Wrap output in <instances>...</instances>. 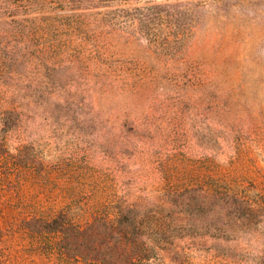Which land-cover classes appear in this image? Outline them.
Masks as SVG:
<instances>
[{"label":"rangeland","instance_id":"374dc122","mask_svg":"<svg viewBox=\"0 0 264 264\" xmlns=\"http://www.w3.org/2000/svg\"><path fill=\"white\" fill-rule=\"evenodd\" d=\"M124 243L264 264V0H0V264Z\"/></svg>","mask_w":264,"mask_h":264},{"label":"trees","instance_id":"16d2710c","mask_svg":"<svg viewBox=\"0 0 264 264\" xmlns=\"http://www.w3.org/2000/svg\"><path fill=\"white\" fill-rule=\"evenodd\" d=\"M156 6L161 8L162 6H164V4H157ZM182 43H183L182 40H177L176 46L178 44H182ZM44 223H45V225H48V226L53 225L52 228L57 229L58 231H60L63 234V239L66 240V241H64V244L62 246V250L64 251L63 252L64 255L73 256V255H80V253H82V250H72V252H71L70 249H72V248H70L68 240H70L69 237H75L77 235H79V236L84 235L86 233L85 229L81 230V229L77 228L76 226L72 225L71 223L67 222L66 217L64 215H60V217L58 216V217L54 218L53 220H51L50 222H44ZM105 225H108L109 228L110 227L113 228V226L109 225L106 222H105ZM113 229L119 234L120 239H121V237L126 239L125 235L122 234L123 229L121 230V227L118 230L115 228H113ZM126 246H127V244L124 243L123 247H120V248L115 246L112 249L105 248V250H100V249L94 250V252H93L94 254H92V255L96 256V257L93 259L94 260H102V261H104V264H131V261L136 257L135 255H137L135 251H139V249L133 247V248H130L128 250V248ZM117 248L119 249L118 251H119L120 256H123V257L126 256V257H129V259H126V257H125V259H123V260H114L112 262L107 261L106 260L107 255L108 254L116 255L113 250H115ZM106 250L107 251L111 250V251L106 252ZM131 250L133 252H131ZM103 251H104V253H103ZM139 257H141V255Z\"/></svg>","mask_w":264,"mask_h":264}]
</instances>
